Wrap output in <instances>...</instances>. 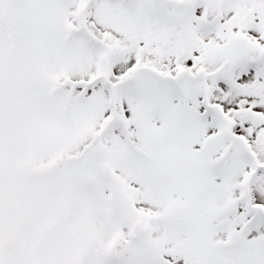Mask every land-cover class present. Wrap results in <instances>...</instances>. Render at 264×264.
I'll list each match as a JSON object with an SVG mask.
<instances>
[{"label":"snow or ice","instance_id":"6c2138e0","mask_svg":"<svg viewBox=\"0 0 264 264\" xmlns=\"http://www.w3.org/2000/svg\"><path fill=\"white\" fill-rule=\"evenodd\" d=\"M0 264H264V0H0Z\"/></svg>","mask_w":264,"mask_h":264}]
</instances>
